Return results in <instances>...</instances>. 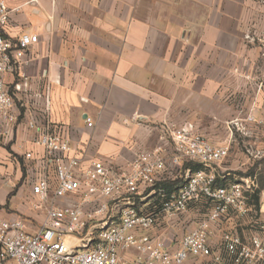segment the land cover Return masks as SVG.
I'll return each mask as SVG.
<instances>
[{
    "label": "crops",
    "instance_id": "0c3cea01",
    "mask_svg": "<svg viewBox=\"0 0 264 264\" xmlns=\"http://www.w3.org/2000/svg\"><path fill=\"white\" fill-rule=\"evenodd\" d=\"M1 1L10 12L3 29L6 38L14 40L24 32L38 35L20 69L5 77L18 121L0 140V215L20 218L30 233L41 227L49 206L31 189L45 153L36 143L40 132L70 142V155L80 159L77 172L100 160L122 173L141 151L162 145L166 156L173 153L172 145L161 139L165 125L191 122L211 143L230 148L232 120L251 113L257 124H264V105L257 103H264V1ZM256 8L262 17L255 25L262 48L254 46L249 33ZM18 82L21 87L15 89ZM251 88L256 97L250 96ZM87 118L93 127L87 126ZM255 142L264 156V135ZM233 154L230 150L227 159ZM45 171L55 182L53 169ZM175 185L167 186L173 190ZM159 200L147 197L143 207ZM260 208L264 218V189ZM210 209L208 200L193 202L174 218L162 216L151 234L177 248ZM213 228L235 231L244 241L257 231L253 216L232 212ZM210 240L214 252H220V236ZM136 256L135 249L126 255ZM185 264L231 263L200 257Z\"/></svg>",
    "mask_w": 264,
    "mask_h": 264
},
{
    "label": "built area",
    "instance_id": "2783aa9c",
    "mask_svg": "<svg viewBox=\"0 0 264 264\" xmlns=\"http://www.w3.org/2000/svg\"><path fill=\"white\" fill-rule=\"evenodd\" d=\"M9 10L0 2V140L18 121L12 90L5 77L20 69L27 51L38 35L24 32L16 39L5 37ZM15 89L21 83L14 85ZM254 116L234 119L230 127L244 128ZM87 126L93 127L91 118ZM35 127L33 122L29 123ZM162 140L173 147L165 154L160 145L137 154L126 172L116 173L104 162L94 160L77 172L80 159L70 155V142L58 134L40 132L36 143L44 148L42 171L32 177V192L42 203L49 201L45 219L35 232H28L20 218L0 215V264H185L190 258L211 257L217 263L264 264L263 212L248 203L247 193L258 187L255 175L218 184L214 166L230 154V148L211 143L191 122L165 125ZM31 158V153H26ZM198 166V169H194ZM52 168L55 182L45 170ZM172 178H171V176ZM175 182L173 190L169 182ZM156 195V205L143 207V200ZM65 199V204L59 203ZM208 200L207 218L188 230L177 248L153 236L161 217L174 218L191 203ZM230 212L253 216L257 231L244 241L235 231L213 228ZM219 235L221 251L214 252L211 237ZM68 237H71L69 240ZM137 251L134 259L126 255Z\"/></svg>",
    "mask_w": 264,
    "mask_h": 264
},
{
    "label": "rangeland",
    "instance_id": "374dc122",
    "mask_svg": "<svg viewBox=\"0 0 264 264\" xmlns=\"http://www.w3.org/2000/svg\"><path fill=\"white\" fill-rule=\"evenodd\" d=\"M259 1L263 4L262 1L264 0H259ZM258 11L259 8H256L254 14L250 19V25H253V27L249 30V33L251 34L250 36L254 40L253 43L255 47L261 43V41L258 40L259 36L256 35L257 30L255 27L256 23L262 20V17L258 15ZM260 37L263 38L264 36H261L260 34ZM259 46L262 48V44ZM251 80L255 82L256 79L254 78ZM253 91H254L253 88H251L250 96L254 94ZM253 97L256 96L253 95ZM255 102L256 99H254L253 103L251 104L254 105ZM257 103L264 105V103H261V101L260 102L257 101ZM248 116H253V115L249 113L246 117ZM230 129L233 130V135H232L233 140L230 143L231 144L230 150L231 153L234 151V154L229 159H226V161L224 160L221 164L214 166L217 177H220L225 174L227 175V177H229V181H234V180H239V178L242 177V175L251 172L253 174L250 175H255L256 173L257 179L261 181V178L264 177V156H262V154H260V152L257 151L258 149L256 148L255 140L257 136L259 137L264 135L263 122L261 121L259 122V124H257V119H255L254 122L245 123L244 128H242L241 130L237 129V127L235 126L234 127L231 126ZM236 150L237 152H240L239 156L236 153ZM241 155H244V157L246 158L244 162L242 161L243 157H240ZM227 166L232 167L234 169L224 170V167ZM228 172H230V174H227ZM68 239L70 240L71 237H68Z\"/></svg>",
    "mask_w": 264,
    "mask_h": 264
},
{
    "label": "trees",
    "instance_id": "16d2710c",
    "mask_svg": "<svg viewBox=\"0 0 264 264\" xmlns=\"http://www.w3.org/2000/svg\"><path fill=\"white\" fill-rule=\"evenodd\" d=\"M198 168H199L198 166L194 167V169H198ZM248 174L250 175L253 173L250 172V173H246L245 175H248ZM217 181H218V184H220V185L226 184L229 181V177L218 178ZM259 182H260L259 186L256 189H254L253 192L247 193L249 205L254 207V209H256V210H258L260 207V194L264 189V177H262L261 181H259Z\"/></svg>",
    "mask_w": 264,
    "mask_h": 264
}]
</instances>
